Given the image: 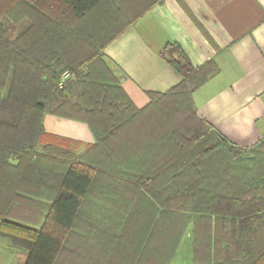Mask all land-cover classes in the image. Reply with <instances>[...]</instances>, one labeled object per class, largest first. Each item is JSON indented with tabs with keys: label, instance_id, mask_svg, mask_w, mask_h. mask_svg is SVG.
Returning a JSON list of instances; mask_svg holds the SVG:
<instances>
[{
	"label": "trees",
	"instance_id": "trees-1",
	"mask_svg": "<svg viewBox=\"0 0 264 264\" xmlns=\"http://www.w3.org/2000/svg\"><path fill=\"white\" fill-rule=\"evenodd\" d=\"M162 2L0 0V17L15 21L13 87L0 101V237L23 264H171L189 225L192 264H206L211 216L264 214V140L230 144L195 109L212 62L193 68L167 44L161 56L180 82L137 109L103 60ZM47 114L86 125L95 143L73 154L77 143L45 132Z\"/></svg>",
	"mask_w": 264,
	"mask_h": 264
},
{
	"label": "crops",
	"instance_id": "crops-1",
	"mask_svg": "<svg viewBox=\"0 0 264 264\" xmlns=\"http://www.w3.org/2000/svg\"><path fill=\"white\" fill-rule=\"evenodd\" d=\"M167 44L179 45L193 68L207 62L216 67L192 92L198 116L239 148L263 141L264 0H163L133 23L104 50L103 60L137 109L149 103L147 93H163L180 82L161 56ZM43 125L82 150L93 143L84 124L46 115ZM209 219L204 231L210 242L200 246L198 263L264 264V214L242 207L239 217ZM0 239V264H23L26 254ZM192 262L189 225L171 264Z\"/></svg>",
	"mask_w": 264,
	"mask_h": 264
},
{
	"label": "rangeland",
	"instance_id": "rangeland-1",
	"mask_svg": "<svg viewBox=\"0 0 264 264\" xmlns=\"http://www.w3.org/2000/svg\"><path fill=\"white\" fill-rule=\"evenodd\" d=\"M5 5L8 6V7L11 6L8 3H5ZM12 13L17 18L16 13L14 12V7H13V10H12ZM18 18H19V16H18ZM0 21H2V22H0V101H1V100H3L5 98V96H7V93L9 91L10 87L11 88L13 87V80H14L13 72L10 71L9 74L6 75L5 63L11 62V60L9 58V54H8L10 52L8 47L10 46V43L12 42V38L14 36V30H13V27H12V23L15 26V21L10 19L8 22H6L1 17H0ZM20 21H21V19H20ZM20 21H18V24L20 23ZM8 23L11 24V25L9 26ZM172 56L174 58L177 57V55L174 54V53L172 54ZM64 73H67L68 76L70 77L68 72H64ZM62 75L60 76V78L62 77ZM45 116L46 115H43V118H42V126H43V128H44L43 120H44ZM47 116H50V117H53V118H57V119H61V118H58V117H55V116L49 115V114H47ZM65 121H68V120H65ZM71 122H73V121H71ZM74 123H77V122H74ZM44 130H45V128H44ZM46 133H48V132H46ZM48 134H50V133H48ZM50 135H53V134H50ZM55 136H57V135H55ZM91 136L93 138V143L92 144H94L95 143V137H93L92 133H91ZM58 137H60V136H58ZM61 138H64V137H61ZM65 139H69V138H65ZM69 140H71V139H69ZM87 145H90V144H87ZM81 146H82L81 144H77L76 146L72 145V153L75 154V155H78V154L82 153L84 150H82ZM86 146H85V148H86ZM38 151L40 152V148H38ZM4 243H5V240L4 239H0V245H2Z\"/></svg>",
	"mask_w": 264,
	"mask_h": 264
},
{
	"label": "built area",
	"instance_id": "built-area-1",
	"mask_svg": "<svg viewBox=\"0 0 264 264\" xmlns=\"http://www.w3.org/2000/svg\"><path fill=\"white\" fill-rule=\"evenodd\" d=\"M68 77H69V76H68L67 73H64V74L62 75L61 80H60V83H59V87L62 86V83H63L65 80H67Z\"/></svg>",
	"mask_w": 264,
	"mask_h": 264
}]
</instances>
